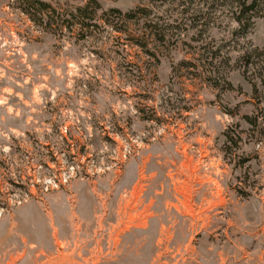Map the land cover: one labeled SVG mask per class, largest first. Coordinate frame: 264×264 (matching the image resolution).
I'll use <instances>...</instances> for the list:
<instances>
[{"label":"rangeland","instance_id":"374dc122","mask_svg":"<svg viewBox=\"0 0 264 264\" xmlns=\"http://www.w3.org/2000/svg\"><path fill=\"white\" fill-rule=\"evenodd\" d=\"M98 1L0 0V264H264V0Z\"/></svg>","mask_w":264,"mask_h":264},{"label":"trees","instance_id":"16d2710c","mask_svg":"<svg viewBox=\"0 0 264 264\" xmlns=\"http://www.w3.org/2000/svg\"><path fill=\"white\" fill-rule=\"evenodd\" d=\"M19 1H21L23 11L27 13L32 20L42 25H46V23L49 22L48 17L55 14L57 17L60 16L64 18V24L68 28L76 26L80 28L88 27L91 24H96V22L101 19L109 24H113L116 30H118V28H121L118 26L119 19L127 20L136 15L135 9H128L125 11L118 7L103 9L98 0H90L93 2L89 1L84 4L79 3L68 8L55 6L51 2L45 0ZM235 2L239 7L235 19L239 24L241 23L244 25V14L252 11L256 7V0H235ZM88 7H90V9H88Z\"/></svg>","mask_w":264,"mask_h":264}]
</instances>
